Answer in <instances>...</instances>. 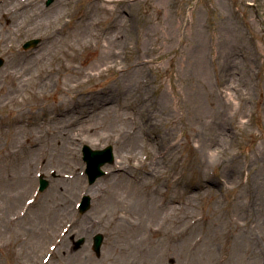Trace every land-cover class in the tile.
Here are the masks:
<instances>
[{"label":"rangeland","instance_id":"obj_1","mask_svg":"<svg viewBox=\"0 0 264 264\" xmlns=\"http://www.w3.org/2000/svg\"><path fill=\"white\" fill-rule=\"evenodd\" d=\"M89 1L75 0L76 14L87 11ZM61 2L37 4L51 16L65 10ZM126 2L108 18L96 14L109 20L125 11L122 60L142 41L144 59L153 61L140 75L119 76V67L108 69L101 57L92 61L98 53L91 51L82 56L74 50L70 61L39 58L48 52L37 26L29 23L30 30L19 35L9 28L12 17L0 19V34L9 35L0 44L5 61L0 68V264H264V0ZM32 40L40 42L24 50ZM40 61L57 74V84L44 78L16 80L23 62ZM88 73L93 77L85 78ZM135 76L144 81L146 99L166 94L168 103L179 108L173 117L181 143L159 158L158 179L146 193L134 177L144 174L142 165L150 156L139 147L132 155L129 147L134 131L144 134L150 123L141 110L118 108L124 101L135 102ZM78 99L103 100V108L114 111L103 117L106 110L100 108L85 116ZM225 100L237 118L227 119L229 138L218 148L219 128L205 130L198 119L221 112ZM189 112L194 118L188 123L199 131L190 143L179 120ZM52 114L62 116L51 120ZM129 114L133 120L123 121ZM59 128L65 136L53 135ZM30 133L43 146V166L38 142L20 149L19 140ZM85 145L114 151V163L103 167L105 175L94 184L85 173ZM41 176L49 183L43 193L38 191ZM200 182L209 191L188 190ZM165 194L177 196L176 201L156 209L153 203ZM84 196L91 207L81 213ZM162 224L166 235L149 242L146 227ZM96 234L105 237L101 257L92 249ZM82 238L86 243L77 249Z\"/></svg>","mask_w":264,"mask_h":264},{"label":"bare ground","instance_id":"obj_2","mask_svg":"<svg viewBox=\"0 0 264 264\" xmlns=\"http://www.w3.org/2000/svg\"><path fill=\"white\" fill-rule=\"evenodd\" d=\"M39 0H0V19H6L9 16L13 18V21L11 23V26L9 28L13 32H17L19 35L27 33L30 29L29 23L33 22L34 26H37V30L41 31L42 37L44 42H46L47 47V54L42 55L39 58H45L47 56L48 59H54L56 57L57 61L61 60H72L74 57H76L73 54V51L76 52L80 51L83 55H85L86 52L91 51V53H98L97 57H94L92 61L98 59L101 57V59H104V62H109V65L107 68H113V67H119V72L122 76L124 74L133 73L134 75L138 74L143 71H146L148 69H151V63L153 61H149L144 59V49L142 48V41L140 43L139 48H136L134 53L130 50L129 46L126 45V51H131L132 55L127 56L125 60H122L121 56L123 55V32L121 31L124 28V18L121 17V12L124 13V10H121L120 16L113 15L112 18L109 20H104L101 18H98L97 14L104 13L107 18L108 16L112 15L113 13H117L113 9L118 8V6L125 5L127 2L126 0H90L87 4V11L85 10L82 15L76 14L75 10L73 9V5L75 4V0H59L61 4H65L66 8L64 11H60L56 13L55 15H45L44 11L42 9V6L39 3ZM80 1V0H79ZM9 7V8H8ZM124 9V7H121V9ZM96 11L98 12L96 14ZM76 17L75 22H71L70 19L72 17ZM20 18V19H19ZM69 20V22H66ZM110 21V23L108 22ZM108 22V23H107ZM68 25H72L75 29L71 33L70 29L67 28ZM107 23V24H105ZM31 28V24H30ZM9 39V35L4 36L0 34V44L5 43ZM66 41H70L66 45ZM59 45H65V49H60ZM73 54L72 56L70 55ZM50 52H54L52 55ZM78 52L80 55L81 53ZM223 53V52H222ZM111 60H114L113 63H110ZM190 63V58L187 59ZM85 61V60H84ZM91 61V60H90ZM225 62V61H224ZM27 62H23L21 66H23L21 69H19L15 74L14 77L17 81L20 83L23 81L22 79H29V78H44V81L48 84L56 83V81H59V77H57V74L51 71L48 68H44L42 66L41 61L38 64L33 65H26ZM151 64V65H150ZM53 66V65H51ZM228 66V65H227ZM41 67V70H38ZM82 68H85V65L81 66ZM34 68H37L39 72H33L32 70ZM25 71H30L31 73L29 75H25ZM234 76V75H233ZM91 78L93 77L92 74L88 73L85 78ZM226 77V76H224ZM240 77V76H239ZM141 76H135L133 77V92L137 96L135 102H122L121 105H119V109H129L130 111L141 113L142 118L148 117V122L150 125H148L147 131L144 130V134L142 131L136 132L132 134L135 138L132 144L130 145V152L135 153L137 151V147L144 148L145 151L148 152L149 158L148 163H144L142 165V173L144 174H138L136 177H134V182L139 183L141 186V189H144V193H146L147 189L150 187V184L152 183L153 179H158V176L155 175V172L158 170V166L160 164L161 159L160 157H165L167 153H170L173 149L176 150L178 146L180 145V140L178 139L177 135V121L176 117H173V115L176 113L174 111L178 107L172 106L168 103V99L165 94V98L161 99H146L144 95V81H141ZM15 80V79H14ZM15 80V82H16ZM18 83V82H16ZM57 84V83H56ZM132 86V85H131ZM127 87H130L128 85ZM134 93H132L134 95ZM211 96L209 99V103H214L213 99L211 101ZM77 101L78 105L84 104V114H89L90 112H95L99 110L100 108L104 107V103L106 101L101 100L102 102L97 101H90V99H84L82 102L81 99H78ZM90 101V102H88ZM92 102V103H91ZM144 103H145V109H144ZM143 105L142 108L140 106ZM189 106V104H186ZM177 106V104H176ZM80 107L77 106V110H79ZM179 109V108H178ZM103 110H106L103 112V117H107L111 114L113 108H103ZM145 110V113H144ZM233 110V111H232ZM230 110V103L229 101L225 100L224 108L221 112H209L208 113V120L206 121V118H201L199 121L198 119V126L199 122H201L204 126L205 130H211L212 127L219 128L218 130V136L220 140L217 142L218 148H223L226 146V143L228 141V134L226 132L227 130V119L231 116V118H237L233 112L234 109L232 108ZM78 115L79 112L77 111ZM70 114V113H69ZM83 115V114H81ZM62 114H52L51 120H56L60 118ZM222 116V117H220ZM185 118V120H184ZM194 115L192 113L184 114L182 118L179 120L180 122L184 121L183 123V132L185 133V138L189 143L193 140H195V137H197L199 131L198 127H195L193 124L188 123L190 119H193ZM75 120V119H74ZM122 120H133V115L129 114L122 117ZM114 120L112 119L111 122ZM73 121H70V123ZM136 124V123H135ZM134 124V125H135ZM136 126V125H135ZM135 128L134 130H136ZM32 134H28L25 138H21L19 140L20 143V149L25 150L24 147L27 145L29 147H32L31 144L34 142H38L37 137L36 140L32 138ZM53 135L55 136H65L66 133L61 128L58 129L56 133ZM70 135V133L68 134ZM218 140V139H217ZM39 144L35 146V149L37 150L39 157H40V165L43 166V160H44V154L43 146L40 142ZM148 143L150 146H148ZM22 153V151H19V154ZM46 154V152H45ZM42 161V162H41ZM32 162L30 161V165ZM109 170L110 173H112V170L110 168H106ZM75 173L77 171L76 167L72 169ZM25 186H27L25 182ZM76 186V185H75ZM194 188H200L204 189L205 191H209L208 187L205 183L200 182L199 185L190 186L189 191ZM92 190V189H91ZM186 190L182 195L179 197H183L186 195ZM190 193V192H189ZM163 199L161 201H158L157 203H153V206L161 210L171 204H173L176 201V197L168 196L167 194L163 195ZM32 202V201H31ZM30 202V203H31ZM35 201L32 202L34 204ZM156 212V211H155ZM152 215V214H151ZM249 219L251 218L250 215H247ZM243 225V223H242ZM163 224L154 227L152 225H148L146 227V233H147V239L149 242H153L155 238L159 237L162 238L165 234V230L163 228ZM63 241V240H62Z\"/></svg>","mask_w":264,"mask_h":264},{"label":"water","instance_id":"obj_3","mask_svg":"<svg viewBox=\"0 0 264 264\" xmlns=\"http://www.w3.org/2000/svg\"><path fill=\"white\" fill-rule=\"evenodd\" d=\"M39 40H32L24 45V49L28 50L30 48H35L39 44ZM4 65V60L0 58V68ZM84 160L88 165L87 174L89 176L90 183L93 184L96 180L104 175V172L101 170L106 164H112L114 162L113 148L108 147L105 150L94 151L90 147L85 146L83 149ZM48 187V182L41 180L40 191L43 192ZM91 207V199L87 196L84 197L81 213L87 212ZM85 239H80L76 243V248L79 249L84 243ZM104 241V236L98 234L94 237V246L93 250L98 256L101 254V248Z\"/></svg>","mask_w":264,"mask_h":264}]
</instances>
